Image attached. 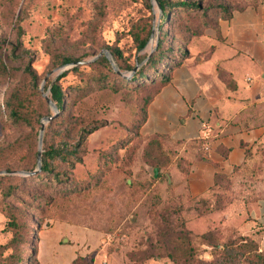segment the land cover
<instances>
[{
    "label": "rangeland",
    "instance_id": "rangeland-1",
    "mask_svg": "<svg viewBox=\"0 0 264 264\" xmlns=\"http://www.w3.org/2000/svg\"><path fill=\"white\" fill-rule=\"evenodd\" d=\"M179 1L199 4L213 21H218V5L230 12L264 0ZM100 7L103 18L98 15ZM162 16L160 7L150 0H0V60L11 73V79L0 78V149L27 133L23 125L7 119L3 108L5 94L24 80L26 65L37 75L42 97L43 93L49 96V86L56 80L63 88L82 85V76L68 72L73 66L57 65L51 58L53 54H70L84 62L93 58L92 53L100 47L101 52L117 45L125 66H132L120 72L127 82L117 84V92L91 89L71 98L67 121L74 124L73 139L80 128L92 122L104 124L79 147L81 162L74 165L71 176L74 188L66 190L42 180L0 175V246H6L12 237L5 215L8 209L18 214L25 227L22 244L16 250L5 248L3 256L22 251L24 264H71L75 258H83L88 264H175L156 251L149 252L147 238L159 225L158 215L176 210V215L169 217L171 228L189 232L196 259L211 260L219 252L207 244L246 237L258 227L254 215L258 201L252 195L264 188V148L246 168L224 178L220 188L198 201L186 193L182 180H176L171 145L165 141L147 145L148 135L140 123L144 92L133 89L138 83L132 82V77L164 34V52L176 59V54L194 49L196 39L216 29L201 28L202 18L195 11L171 10L163 22ZM140 22L150 27L153 41L149 43V38L145 49L137 53L129 31ZM80 70L88 71L89 67ZM48 110L52 112L49 106ZM37 145L38 136L33 150ZM163 145L167 150H162ZM27 150L12 154L0 151V172L5 171V165L29 168L33 157ZM169 161L154 179L151 164L163 167ZM10 184L16 185L11 195L6 191ZM216 196L220 200L216 201ZM207 232L211 236L201 238ZM173 241L182 242L172 237L170 245ZM180 250L183 254L178 253L179 258L185 256L187 246L181 245Z\"/></svg>",
    "mask_w": 264,
    "mask_h": 264
},
{
    "label": "trees",
    "instance_id": "trees-1",
    "mask_svg": "<svg viewBox=\"0 0 264 264\" xmlns=\"http://www.w3.org/2000/svg\"><path fill=\"white\" fill-rule=\"evenodd\" d=\"M158 3L163 16L161 21H166L168 13L171 10H176L178 12L189 10L195 11L199 14L202 22V27H212L216 28L218 21L220 19H229L232 12L241 11L249 6H257L263 2H258L256 4H249L239 8H235L228 11L227 7L218 5L216 13H219L218 21H213V16H210L206 11L203 10L199 4L187 2V1H170V0H156ZM215 13V14H216ZM100 18L104 17L103 8L100 7L98 11ZM98 26V22L94 24ZM96 27H94L95 29ZM151 29L145 23H137L133 25L129 31L132 43L134 45L135 51L141 52L147 46L150 38ZM190 34V33H189ZM192 34V32H191ZM199 35V31L194 33ZM180 36V35H179ZM178 36V37H179ZM167 43L166 34L164 38H159L155 45V48L145 56L146 61L137 71L136 75L132 77L131 81H136L140 85L132 86L133 89H141L144 92L142 97V120L141 124L145 123L147 106L153 100L154 96L160 92V90L170 82V77L172 71L177 68L182 61L187 58L189 52L187 50L182 51L181 54H176V59L169 56L164 52V47ZM102 47L97 51L92 53V56L97 55ZM112 59L115 61L118 73L115 72L108 62L107 58L102 55L88 65L76 64L68 70L75 75L82 76L79 77L82 81V85H70L63 88L58 80L54 81L49 86V96L48 98L57 108V114L52 118L50 122L44 127V134L42 138V152H41V165L40 169H36V159H37V149L36 147L37 136L40 128V119L43 117L52 116V112L48 110V105L46 99H44L37 89V75L31 69L30 65H26L24 68V80L17 83L9 89L5 94L3 100V108L6 113L7 119L15 125H23L27 129V133L24 137L16 139L15 141L8 143L5 147L1 148V152L7 153H19L24 149L32 154L33 163L29 168H22L21 166L11 167L5 165L3 170L9 173L25 172L29 175L22 176L19 174H8L15 176H22L25 178H33L36 180L45 181L47 184H53L51 186H60V188L68 189L74 188L75 181L72 180V170L74 165L81 162L79 147L83 143L85 138L101 128L103 123L92 122L86 127L80 128L76 132L75 139L72 138V133L74 132V124L67 121L68 112L72 107L71 98L81 97L86 92L91 89L104 90L110 89L113 92L118 91L119 83L127 82L123 80L120 76V72L124 70H131L132 66L126 67L125 60L122 55L121 50L117 45L107 48ZM52 60L57 65H70L77 62H81V59L74 58L70 54H53ZM82 66L89 67L88 71H81ZM129 68V69H128ZM67 74L64 73L63 76ZM0 78L6 81L8 78L11 79L10 70L7 69L5 64L0 60ZM140 82V83H139ZM127 88H132L130 85H126ZM147 145L157 144L158 141L168 142L171 145V150H174V158L171 163L174 167L182 173L183 177L186 175L188 170L189 162L182 157L177 156V151L174 146L169 141L167 135L154 134L147 136ZM201 143L198 142V145ZM202 145V144H201ZM260 148H264V142L259 141L251 148L246 149L245 157L246 161L238 167L233 168L232 172L228 175L226 174H215L214 182L212 187L206 192L220 188L221 182L224 178H229L236 175L238 172L246 168V166L251 162L252 157L259 153ZM158 150L159 149H154ZM162 150H167L166 146L163 145ZM186 161V166L184 167L182 163ZM175 163V164H174ZM150 165V163H148ZM170 164L166 162L163 167L158 164H151L158 169V172L162 169L167 168ZM167 171H164V173ZM159 177V176H158ZM1 182V178H0ZM184 182V181H183ZM16 185H8L6 191L11 195L15 191ZM184 189L186 193L190 196L186 184H184ZM263 193L261 189H256L253 192L252 198L258 201L262 197ZM191 198V197H190ZM202 198V197H201ZM201 201V199H197ZM203 200V199H202ZM215 200H220V197L216 196ZM170 215L160 214L159 225L156 226L155 231L152 235L147 238L148 251L155 252L160 257L167 258L169 261L175 264H264V248H260V240L262 237L263 229L255 227L251 230L250 234L246 237H240L238 239H233L227 241L223 244H207L212 250L218 251L217 255H213L211 260L196 259L192 255V247L190 242V234L184 229L173 230L171 228V223L169 221L170 216L176 215V210L169 212ZM8 218L7 226L12 231V237L6 246H0V264H24L23 263V253L22 251L11 252L10 254L3 256V250L7 247L16 250V248L22 244L24 241V235L22 234L23 226L22 222L18 218V214L8 209L5 213ZM30 227L27 228V232ZM260 230V231H259ZM211 236V232H207L201 235V238H208ZM175 237L184 243L173 241V245H170L169 240ZM187 246V252L184 253L185 256L179 258L178 253L183 254L180 250L181 245ZM71 264H88L83 258H75L72 260Z\"/></svg>",
    "mask_w": 264,
    "mask_h": 264
},
{
    "label": "crops",
    "instance_id": "crops-1",
    "mask_svg": "<svg viewBox=\"0 0 264 264\" xmlns=\"http://www.w3.org/2000/svg\"><path fill=\"white\" fill-rule=\"evenodd\" d=\"M194 45L147 106L142 131L168 136L177 156L189 162L184 177L176 169V180L199 198L215 174H230L246 161V149L264 142V3L220 19ZM261 191L254 215L262 245Z\"/></svg>",
    "mask_w": 264,
    "mask_h": 264
},
{
    "label": "water",
    "instance_id": "water-1",
    "mask_svg": "<svg viewBox=\"0 0 264 264\" xmlns=\"http://www.w3.org/2000/svg\"><path fill=\"white\" fill-rule=\"evenodd\" d=\"M150 1L151 2H154L157 5V7H159V5L156 2V0H150ZM152 41H153V34H151V36H150L149 43H151ZM102 55H104L107 58L108 62L112 66L113 70L118 73V68L114 64L113 59H112L110 53L108 51H106V50L99 52L97 55H95L93 58H91L88 61L77 62L75 64H70V65L74 66L76 64L91 63V62H93L94 60H96L97 58H99ZM42 95H43L44 99H46L48 106L50 107L51 111L53 112V115L52 116H49V117H43L41 119V122H40V129H39V133H38V145H37V159H36V168H37V170L40 169V165H41L42 138H43V132H44V125L46 123L50 122L52 120V118L57 114V108H56V106L52 103V101L48 98V96L46 94L43 93ZM4 174H19V175H22V176L29 175L28 173L21 172V171L20 172H17V173H9V172H6V171H1L0 172V175H4ZM151 175H152V177L154 179L157 178L158 169L156 167L151 168ZM166 177H167V180L169 182V180H170L169 179V176L166 175Z\"/></svg>",
    "mask_w": 264,
    "mask_h": 264
},
{
    "label": "bare ground",
    "instance_id": "bare-ground-1",
    "mask_svg": "<svg viewBox=\"0 0 264 264\" xmlns=\"http://www.w3.org/2000/svg\"><path fill=\"white\" fill-rule=\"evenodd\" d=\"M150 46V45H149ZM150 48V47H149Z\"/></svg>",
    "mask_w": 264,
    "mask_h": 264
}]
</instances>
